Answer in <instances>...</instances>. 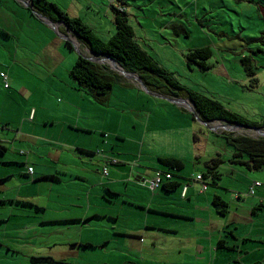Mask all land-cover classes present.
<instances>
[{"label": "rangeland", "instance_id": "374dc122", "mask_svg": "<svg viewBox=\"0 0 264 264\" xmlns=\"http://www.w3.org/2000/svg\"><path fill=\"white\" fill-rule=\"evenodd\" d=\"M48 1L70 16L83 19L101 38L110 39L108 28H113L115 15L111 3L117 0ZM151 1L127 0L129 13L133 15L130 23L136 28L137 37L144 35L138 19L166 44L165 47L160 45L158 38L154 42L140 40L139 44L154 48L163 66L186 87L216 99L249 120H263L264 0H177L182 9L189 4L194 7H188L189 39L175 37L169 29L161 34L160 24L170 13L178 11L176 0ZM19 2H0V73L7 76V82L0 77V138L8 149L5 155L0 153V176L9 171L14 175L8 184L13 188L12 197H17L21 191L17 187L19 181L32 180L29 167L49 169L47 173L58 176L62 183L45 178L35 185L37 203L46 207V212L35 220L30 218L25 226L24 223L13 224L15 228H26L22 246L28 249L21 247L25 259L19 257L22 260L9 264H62L54 263L53 258L56 262L68 261L65 264H121L127 257H140V250L130 252L132 248L128 250L123 245L132 240L118 234L122 231L140 233L146 239L142 231L149 212V227L176 228L179 232L176 237L188 245L191 253L197 252V247L204 242L200 230L208 223L216 230H223L220 237L226 239L225 245L232 241L231 232L238 236L248 233L252 237H264V207L254 210L255 196L250 194L252 185L246 177L249 171L242 165L232 166L235 149L222 132L255 138L260 137L258 134L242 128L230 132L220 127L215 131L210 127L226 122H211L207 127L186 105L170 102L162 94L120 84L114 87L107 106L98 105L89 95L77 92L87 98L86 108L66 111L63 105L69 103L70 97L64 96L65 91L54 89L51 81L70 80L69 72L81 54L69 44L66 46V41L59 38L51 25L41 21L32 7L25 9ZM136 5L143 8L139 10ZM193 9L200 20H207L204 21L205 31L196 24ZM259 38L262 40L253 42ZM73 40L77 42L74 37ZM203 46L213 51L209 61L212 69L208 71L195 64L190 67L185 57L189 50ZM86 55L96 56L91 52ZM245 56L251 57L257 67L255 84L242 65ZM104 65L110 68L108 62ZM35 111L38 112L36 124L26 122L28 115ZM47 117L58 124H44L42 119ZM161 156L178 157L185 166L174 172L181 186L174 193L157 191L165 195L153 202V191L144 182H137L138 175L129 179V172L115 174L116 170L127 166L130 170L135 167L136 171L139 166L149 172L152 170L153 174ZM218 157L224 162L218 169L220 179L216 184L209 174L208 164ZM113 160L121 164L112 165ZM105 167L111 176L103 175ZM202 174L207 175L204 182L209 189L203 193L201 181L191 184ZM149 178L144 176L147 181ZM187 183L191 186L187 200L196 198L192 202L181 198L182 187ZM26 189H22V197L28 194ZM217 194L229 205L225 215L212 205ZM206 198H210V207L218 221L209 219ZM156 209L188 212L193 216H171ZM85 214L89 215L85 220L52 222L55 218ZM254 239L258 241L246 243L251 245L248 261L257 257L264 260V242ZM81 240L94 241L93 248L78 246ZM218 252L221 264L233 263L230 255L233 257L235 251L218 247ZM166 254L164 251L157 256L164 258ZM144 257L148 262L157 260ZM189 261L207 264L205 257L198 260L196 255Z\"/></svg>", "mask_w": 264, "mask_h": 264}, {"label": "crops", "instance_id": "0c3cea01", "mask_svg": "<svg viewBox=\"0 0 264 264\" xmlns=\"http://www.w3.org/2000/svg\"><path fill=\"white\" fill-rule=\"evenodd\" d=\"M8 2L9 0H0V2ZM27 2L31 3L30 0H26ZM138 1V0H135ZM19 2V1H18ZM153 2V0L151 1ZM177 2V7H178V11H173V13H170L168 18H166L167 20H164L163 23L160 24V28H161V34L164 35V31L168 30L171 31V33L173 32L171 29V25H177V24H185L186 26L188 25V21L189 19L187 18V14H188V7H191L192 5L189 4L187 5L186 9L179 6L178 1ZM248 2H253L252 0H248ZM25 9L28 8V6H26L25 4H23V2H19ZM138 3V2H136ZM112 3H111V8H112ZM176 5V4H174ZM137 8L139 10H141L143 8L142 5H136ZM130 7V4L128 6V8ZM164 8V7H162ZM192 8H194L192 6ZM191 8V9H192ZM30 9V8H29ZM113 9V8H112ZM31 10V9H30ZM32 11V10H31ZM127 13L129 14V23H130V17L133 16L129 13V9L127 10ZM192 15L194 16L195 20H196V24H198L200 26V28H202L205 31V27L206 25L204 24V21H207L206 19L200 20L199 17L197 16L196 11L193 9ZM164 16V15H163ZM137 18V16L135 17ZM41 21H44L43 19H41ZM138 25L139 27H141L143 29L144 35L141 37H137L138 32L136 30V28L130 23V25L133 27L134 32H135V38L138 41V44L140 43V40L145 41V42H150L153 41L155 38H158V42L160 45L165 47L166 43H163L159 40V38L161 36L158 35L155 36L153 34H151V32L148 30V28L144 27L142 25V23L140 22V20L137 19ZM43 23V22H42ZM57 23V28L55 29V31H57V34L59 36V38L62 39V37H68L69 38V42L72 43L73 47L72 48H76L77 51L79 52V54L83 55V56H88L86 54H89V52H91L86 45L82 44L81 42H79L77 40V38L73 35V33L61 22H56ZM113 28H108V32H109V38H111L116 32V26L114 23V17H113ZM2 27V25H0V28ZM112 29V30H110ZM202 31V32H204ZM208 31V30H207ZM107 32V33H108ZM155 33V32H154ZM173 34V33H172ZM171 34V35H172ZM174 35V34H173ZM175 37H178L176 35H174ZM73 37L75 38V40L77 42H75L73 40ZM181 38L182 37H178ZM185 39H189V38H185ZM105 40V39H104ZM168 40V39H167ZM64 41H66V46H67V40L64 39ZM141 45V44H140ZM168 45V44H167ZM142 46V45H141ZM148 53H150L153 57H155L159 63L161 65L162 62H160L159 57L157 58V53L155 51L154 48L151 47H143ZM150 48V49H149ZM87 51V52H86ZM85 53V54H84ZM92 53V52H91ZM102 64V63H100ZM104 64V63H103ZM113 70V69H112ZM56 73V71H54ZM116 72V71H115ZM3 73V72H1ZM1 73H0V77H1ZM54 73H52L53 76ZM119 74V73H118ZM122 76V75H121ZM54 77V76H53ZM123 77V81L120 83V85L124 86V87H134V88H142L138 82H136L135 80L132 79H128L124 76ZM2 78V77H1ZM4 81V78H2ZM51 85L54 89H56L57 91H65L64 92V96L67 98V96L70 97V100L68 101L69 103H65L63 105V107L65 108L66 111L71 112L74 111L76 109H78L79 111H83L86 108V99L83 96H80V94L78 93H82L83 91H79L76 88V85L74 83L73 80H65L63 83L60 82V79H55L51 81ZM75 87V89H74ZM40 89H36V91H39ZM85 93V92H83ZM87 95V94H85ZM85 103H84V102ZM37 113L35 111L34 114L30 113L28 115V120H26V122H30L32 124H36V116ZM34 115V116H33ZM1 122V121H0ZM42 122H45L44 124L49 125V124H55L57 125L58 123H56V120L53 118H49L47 117L45 120L42 119ZM217 127V126H214ZM219 129V128H218ZM217 131V129L215 130ZM3 139L0 138V145L4 146L6 149L3 152V155L6 154V152L8 151L7 147L5 145H3ZM5 142V141H4ZM163 157V156H162ZM167 157V156H166ZM6 161V159H3V162ZM116 162V163H115ZM9 163V162H6ZM13 163V162H12ZM20 164V166L22 163H18ZM121 164V161H117V160H113L112 161V165H119ZM234 165V163L232 164V166ZM30 169H28V174L29 176L32 177V180H26V181H19V184L17 185L18 188L21 189L19 195L17 197H12L10 195L11 190L13 189L9 184V180L10 177L14 176L13 174H9L11 173L10 171L7 173H3L2 176H0V186H4V188H0V264H9L10 261H20L22 259H19V257H22L23 259L26 258V255H24V252L22 251L21 247H24L25 249H28V247L22 246V239L25 237V232H26V228L24 227L25 224L28 222L27 220H30V218L32 220H35L38 218V216L40 215V213L42 212H46V207H41L39 202L37 203V196H36V188L35 185L38 184V182H40L42 179L45 178H49L48 176H55L53 175H49L51 173H47V171H49V169L46 171L45 168H38L37 166L32 168L29 167ZM137 170H135V167L130 170L131 168L127 167H123L120 168L119 170H116L115 174H125L126 172H129V174L127 175L129 177V179H133L135 175H138V179L137 182L147 184L150 188V180L155 176V174L157 173V171H164L166 169H164L161 165L157 166L154 169V173L152 174V170L149 172L147 170H144L142 168H139V166H136ZM107 169V168H106ZM31 170V171H30ZM108 170V169H107ZM167 171V170H166ZM249 174L246 175V177L248 178V180L250 181V184L252 185V183L254 181H260L262 182V186L259 188V191L257 192L255 196V200H254V205L253 208L254 210H259L261 208L264 207V169L260 170V171H249ZM149 174V175H148ZM23 177H27L25 174H22ZM45 175V176H44ZM104 175V174H103ZM105 176V175H104ZM107 176H111V172L110 170L108 171V175ZM144 176H150L149 181H147L146 179H144ZM50 177V178H52ZM28 178V177H27ZM56 181H59L62 183L61 178H59L58 176H55V178H53ZM52 179V180H53ZM21 180V179H19ZM195 180V179H194ZM192 180L193 182L191 183L193 186V183H198L201 181L202 186L204 185V181L205 179L202 180ZM171 183H177V187L173 190H166L164 189V186H169ZM181 186V183L179 180H176L175 177H173V179L165 181L161 187H159L158 189H153L151 188V190L153 191V199L152 202L159 197H162L165 194H158L157 191L159 192L160 190H164L166 192H173L176 191L179 187ZM23 188H27L26 190L28 191V194L23 195L24 197H22V189ZM110 189H112L109 186ZM187 188L186 193H184V189ZM190 188L191 186L189 185V183L183 185L182 187V191H181V198L184 200V202L188 201V202H192L193 199L192 197H190L189 200H187L188 198V194L190 193ZM209 189H207L206 191H208ZM205 191V192H206ZM118 193H120V191H117ZM204 191L202 190V193ZM219 196V194H217ZM205 202L209 205L208 206V216L209 219L211 218L213 221H218L217 218H215L214 213L212 212V208L210 207L211 202H210V198H206ZM32 205H30V204ZM213 205V202H212ZM213 207H215L213 205ZM166 212L167 214L171 215V216H186V217H191L193 216L192 213H179L177 211H164L163 209H156V212ZM174 214V215H173ZM89 218V215L85 214L84 216H69V217H63V218H55L52 219V222H57L59 220H85ZM150 219V212L147 214V222L145 224L146 228H144L143 235L146 236V239H144L142 236H140V233H131V232H123L121 234H118L120 236H125L128 237V239H131L132 242H126L125 244H123L125 247L128 248V250H130V248H132L130 250V252H132V250H140L138 252L139 255H141L140 257H135V256H130L126 258V261H123L121 264H194L192 261L190 262V260H192V257H194L195 255L198 257L199 259H202V257H205V260L207 261V264H221L220 261L218 260L219 256H220V252H218V247H219V242L220 240L224 239L223 237L221 238L220 236H223V230L222 229H215V227L213 226V224L208 223V225L200 230V234L202 236V240H204V242H202V245L198 248L197 252L191 253L188 252L189 248L188 245L181 240V238H177L176 236L179 234V232L177 231L176 228L171 229L170 227H156V226H152L149 227L148 224V220ZM21 223H24V226H22V228H15V226H13V224L19 226ZM30 225V224H27ZM12 226V229H11ZM264 227V226H263ZM264 230V229H263ZM217 231V232H215ZM220 231H221V235H220ZM163 236H168L170 238H162ZM231 236H232V241L230 244H227L226 246L229 249V251L233 250L235 251V255L232 257L230 255V257L232 258V264H235V262H239L240 264H264V260L261 259V257H257L258 259H254L252 261H248L247 256L250 254V248L251 245L246 244L247 242H251V241H258L257 239L254 238H260L259 242H264V237H252L250 235H248V233L246 235L243 236H238L237 233L235 234V232H231ZM264 236V235H263ZM218 240L216 244L215 240ZM221 238V239H220ZM165 240V241H164ZM226 240V239H225ZM94 242L92 240L90 241H79L78 245L80 247H83L84 249H89V248H93L91 243ZM164 242V243H163ZM140 245V246H139ZM248 245V246H246ZM217 247V248H216ZM214 248H216V252L214 254ZM221 248V247H219ZM164 251L167 252V254L165 255L164 258L162 257H158L157 253L161 254ZM206 252L208 253L209 256H207ZM131 254V253H130ZM206 254V255H205ZM150 255V256H149ZM150 257V258H156V256L158 258H156L157 260L154 261H150L148 262L145 257ZM125 258V257H124ZM130 259V261H128ZM36 260V259H33ZM56 259H52L51 261H53L54 263H68V261L66 260H61V261H55ZM263 260V261H261ZM50 262V260H49ZM196 264H200L199 261H197Z\"/></svg>", "mask_w": 264, "mask_h": 264}, {"label": "trees", "instance_id": "16d2710c", "mask_svg": "<svg viewBox=\"0 0 264 264\" xmlns=\"http://www.w3.org/2000/svg\"><path fill=\"white\" fill-rule=\"evenodd\" d=\"M30 1L32 8L42 15L48 17L53 22L63 23L77 40L86 45L93 54L110 57L118 62L126 71L138 74L151 92H156V94H162L170 98L189 100L194 106L196 113L201 117V121H222L264 129V119L261 121L249 120L241 114L228 109L216 99H212L183 85L173 72L161 65L155 57L138 44L134 29L129 23V14L127 13L129 4L127 0H117L112 5L115 14L114 23L117 30L108 40L101 38L83 19L78 16H70L57 4L48 0ZM116 2L120 5L115 6ZM171 29L172 33L178 37H190V32L185 24L171 25ZM259 40H262V38L254 39L253 42H258ZM67 44L73 47L71 42L68 41ZM185 57L190 67L195 64L203 71L212 69L209 61L213 57V51L209 46L195 47L193 50H189ZM77 61L69 72L76 88L89 95L96 104L107 106L114 87L123 81V77L109 68V66L91 62L83 55H80ZM242 65L246 71V75L251 78L252 83H257V79L255 78L257 67L253 65L252 58L249 56L243 57ZM222 135L228 144L235 149L234 157L231 160L232 163L242 165L248 171H260L264 169V137L255 138L248 135H234L233 133L228 134L224 132H222ZM5 149L4 146L0 145V152L5 151ZM158 160L160 165L167 169V171H162L171 173L172 178L175 176V171H181L185 166L182 159L174 156H161ZM223 162V159L218 157L211 160L208 164L209 174L216 184H218L217 180L220 179L218 169ZM105 170H107L106 167L103 168L104 175ZM201 176L203 177L202 179H205L207 175L202 174ZM177 185V183H171L168 187L164 186V189L171 191ZM204 185L206 189L203 187L202 190L205 192L208 189V183L204 182ZM213 205L221 215H225L228 212L229 205L221 196H214ZM225 244V239H222L219 242V247L231 249ZM235 264L240 263L235 262Z\"/></svg>", "mask_w": 264, "mask_h": 264}, {"label": "water", "instance_id": "95a60500", "mask_svg": "<svg viewBox=\"0 0 264 264\" xmlns=\"http://www.w3.org/2000/svg\"><path fill=\"white\" fill-rule=\"evenodd\" d=\"M20 2H24L26 3L27 6L32 7L31 4L29 2H27L26 0H18ZM34 12L41 18L43 19L46 23H48L49 25L52 26L53 29L57 28V23L53 22L52 20H50L48 17L42 15L40 12H38L37 10L33 9ZM63 39L69 41V38L66 37H62ZM96 55V54H95ZM87 60H90L91 62H95V63H104V62H108L110 65V68L113 69L114 71H116L117 73L121 74L122 76L128 78V79H132L135 80L136 82L139 83V85L142 87L143 90H146L149 93H153L150 90H148L147 86L145 85V83L143 82V80L138 76V74H134L131 72L126 71L118 62H116L114 59L107 57V56H102V55H96L93 57H88V56H84ZM156 93V92H155ZM154 94V93H153ZM167 99L170 100V102H174L180 105H186L188 106V108L196 115V117H198V120L200 122H202L205 126H209L210 127V123L211 122H204L201 121V117H199V115L196 113L194 106L190 104L189 100H185L184 98H170V97H166ZM222 127L223 130L225 131H230V132H235L238 131L239 129H247L250 131H254L256 134H258L261 137H264V129L262 128H258V127H252L249 125H237V124H231L226 122L224 125L222 126H217V127H210L213 130H216L218 128Z\"/></svg>", "mask_w": 264, "mask_h": 264}, {"label": "built area", "instance_id": "2783aa9c", "mask_svg": "<svg viewBox=\"0 0 264 264\" xmlns=\"http://www.w3.org/2000/svg\"><path fill=\"white\" fill-rule=\"evenodd\" d=\"M1 77L4 78V80L7 82V76H5L3 73H1ZM7 86V84H6ZM116 163V162H115ZM31 171V170H30ZM105 175L108 174L107 170H105ZM198 178H196V180H202V176L201 175H197ZM172 175L171 173H165L163 171H157V173L155 174V176L150 180L149 184L151 186V188L153 189H158L159 187H161V185L168 180H171ZM262 186V182L260 181H254L252 183L251 189H250V194L251 195H256L257 192L259 191V188ZM204 189H206V186L203 185ZM187 188L184 189V193H186Z\"/></svg>", "mask_w": 264, "mask_h": 264}, {"label": "bare ground", "instance_id": "6f19581e", "mask_svg": "<svg viewBox=\"0 0 264 264\" xmlns=\"http://www.w3.org/2000/svg\"><path fill=\"white\" fill-rule=\"evenodd\" d=\"M105 63V62H104ZM220 126H222V125H220Z\"/></svg>", "mask_w": 264, "mask_h": 264}, {"label": "clouds", "instance_id": "9594fccd", "mask_svg": "<svg viewBox=\"0 0 264 264\" xmlns=\"http://www.w3.org/2000/svg\"><path fill=\"white\" fill-rule=\"evenodd\" d=\"M221 125V124H220ZM219 126V125H218ZM222 128V127H221Z\"/></svg>", "mask_w": 264, "mask_h": 264}]
</instances>
